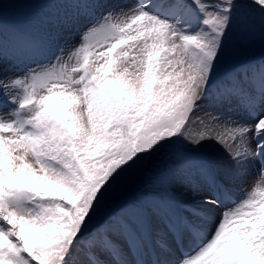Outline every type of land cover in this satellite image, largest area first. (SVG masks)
<instances>
[{"label": "snow or ice", "instance_id": "snow-or-ice-1", "mask_svg": "<svg viewBox=\"0 0 264 264\" xmlns=\"http://www.w3.org/2000/svg\"><path fill=\"white\" fill-rule=\"evenodd\" d=\"M5 5L36 7L0 0V264H264V68L258 91L216 80L231 41L264 39V0H83L65 46L9 29ZM236 97L244 115H221ZM134 175L148 187L119 201Z\"/></svg>", "mask_w": 264, "mask_h": 264}, {"label": "rangeland", "instance_id": "rangeland-1", "mask_svg": "<svg viewBox=\"0 0 264 264\" xmlns=\"http://www.w3.org/2000/svg\"><path fill=\"white\" fill-rule=\"evenodd\" d=\"M13 2H15V0H4V3L8 4H11ZM22 2L30 5H36V7H29L18 10L11 7L8 8L9 6L5 5V8H8L6 13L2 17V22L5 25L16 24L20 25L22 27V30L51 34V36L55 38L56 43L61 46L74 45L78 43L82 31V23L85 19L88 18L85 15V9L76 7V5L82 3L83 0H22ZM120 2H124V4L128 5L137 4V2L134 0H120ZM20 14H22V16H19ZM41 20L44 21L42 27L40 25ZM12 28L13 27H9V29ZM36 59L41 63H47V59L45 57H37ZM263 62L264 39H261L259 35V29L257 27L256 33L249 40L243 43H238L235 40L230 42L229 55L223 58L222 62L218 66L216 73L217 80L218 82L223 81L228 75L234 77L235 79L237 78L236 76H238L239 79V70L242 68L241 66L246 65L247 69H249V72L250 68H252L253 66L257 67ZM9 66V64H5L3 66L5 69V75H12L13 71L15 70L12 66L9 71ZM256 70L259 69L257 68ZM2 104H4V100L3 97L0 96V106ZM193 121L195 123L192 122L190 125V131L192 132L195 131V125L196 122L199 121V119L193 118ZM217 146L220 147V145L214 142L213 147L205 145L201 147L199 151L203 150L205 153L210 154L209 150L218 148ZM220 151L221 152L217 153L218 158L220 157V153L221 159L223 158V156H227L222 148L220 149ZM199 154L203 155V153ZM213 157L214 156H212V158ZM215 158L216 157H214V159ZM221 159L219 158V160ZM223 160L227 161V158H224ZM255 164L256 162H253L249 165L248 176L245 178L246 182L243 186L241 184H237L238 182H236L241 191L240 194L236 196L237 199H234V202L236 201L235 203H239L245 197V186L252 180V176H257L258 172H256L255 170ZM146 187H148L146 180L138 175H134L129 178L126 190L118 194V199L119 201L131 199V195H133L134 197L137 192H143ZM234 202L230 204L235 205ZM226 204L227 203H223V210L231 209L230 207L226 206ZM113 207L115 208L116 206L113 205Z\"/></svg>", "mask_w": 264, "mask_h": 264}, {"label": "bare ground", "instance_id": "bare-ground-1", "mask_svg": "<svg viewBox=\"0 0 264 264\" xmlns=\"http://www.w3.org/2000/svg\"><path fill=\"white\" fill-rule=\"evenodd\" d=\"M129 1V0H128ZM124 3V2H123ZM262 68H264V66L262 67ZM262 68H259V70H256V68H254V73H256V77H253V75H252V71L250 72V73H248V74H246V76L245 77H243V79H244V83H239V87H240V89H242V91H244V92H248L249 90L250 91H252V90H257L258 91V79H259V73H260V71L262 70ZM237 77V79H238V76H236ZM232 80H234V78H232ZM250 81H252V86H251V88L252 89H250V84H249V86H247V85H245V83L246 82H249L250 83ZM253 88H257V89H253ZM214 91H216V88H215V90ZM232 104H233V106H236V107H238V105H240V98L239 97H236V98H234L233 99V102H232ZM238 104V105H237ZM215 111H217L216 109H214V106L210 103V102H208V101H206L203 105H202V111L200 112V113H197L196 114V117H194V118H196V119H199V121H197L196 122V125H195V127H196V129H195V131H194V133L195 132H199V131H201L202 129H203V127H204V124L202 123V120L203 121H206V117L204 116V113H206V112H215ZM221 115H223V116H227V115H230V114H228V113H220ZM239 117H241L240 115H238V116H233L232 115V118H239ZM192 122H194V121H192ZM195 123V122H194ZM194 127V126H193ZM194 127V128H195ZM213 143H214V141H205L204 142V145L203 146H205V145H209V146H212L213 147ZM202 146V147H203ZM218 147V146H217ZM206 148V147H205ZM201 149V148H200ZM220 149H221V147H218V148H213V149H211V150H209V153L210 154H207V153H205L203 150H201V151H199V153H203V154H205V155H203V156H205V157H207L208 159H210V160H212V161H214V162H216L217 164H219V165H223V164H226V160H223L224 158H227V156H223V158L221 159V153H220V159L221 160H219V158H218V154L217 153H219V152H221L220 151ZM212 156H214V157H216L215 159H214V157L212 158ZM255 163V162H254ZM255 166H258V168H260V165H259V161H258V163L256 162V164H255ZM252 178H253V176H252ZM251 180V179H250ZM236 182H238L237 184H241L242 186L245 184V182H246V179H244L243 181H236ZM236 182H234V186L232 187V189H231V197L233 198L234 197V199H237L236 198V196L238 195V194H240V191H241V189L239 188V186L236 184ZM247 182H248V180H247ZM137 188H138V186H137ZM245 189V188H244ZM132 190H133V188H132ZM142 190V189H141ZM144 191V190H143ZM142 191H140V192H138L137 194H139V193H141ZM243 193V192H242ZM133 197V195H131V198ZM231 202V201H230ZM236 202V201H235ZM234 202V203H235ZM239 202V201H238ZM225 203V202H224ZM229 207H233V205H229ZM223 210V207L220 209V210H218V211H222ZM213 220L215 221V218H213ZM212 227H214L215 226V222H213V224L211 225ZM206 231H202L201 233H200V237L205 233Z\"/></svg>", "mask_w": 264, "mask_h": 264}]
</instances>
